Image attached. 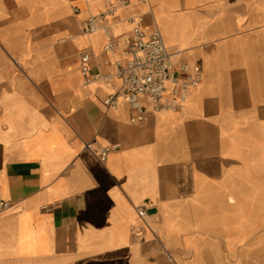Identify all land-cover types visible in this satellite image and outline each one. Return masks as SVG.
Wrapping results in <instances>:
<instances>
[{
	"label": "crops",
	"instance_id": "0c3cea01",
	"mask_svg": "<svg viewBox=\"0 0 264 264\" xmlns=\"http://www.w3.org/2000/svg\"><path fill=\"white\" fill-rule=\"evenodd\" d=\"M107 6L0 0V264H264V0H130L84 33ZM136 17L200 81L131 122L104 98Z\"/></svg>",
	"mask_w": 264,
	"mask_h": 264
},
{
	"label": "built area",
	"instance_id": "2783aa9c",
	"mask_svg": "<svg viewBox=\"0 0 264 264\" xmlns=\"http://www.w3.org/2000/svg\"><path fill=\"white\" fill-rule=\"evenodd\" d=\"M145 1V0H144ZM107 9L89 16L82 25L84 33L95 32L104 22L115 14L118 8L126 6L130 0H106ZM77 11V9H76ZM142 18H133L131 41L126 47V58L117 61L116 76L120 80L118 89L104 98L108 109H114L120 101L128 102L137 109L131 117V122L146 118V104L155 110L181 109L187 98L190 86L198 85L200 76L189 71L187 63L178 62L181 50L171 49L166 45L157 28L147 32L141 25ZM106 26V32H109ZM112 48L111 42L105 49ZM186 74V79L180 82L177 72ZM81 73L85 83H90L100 77L99 72H90L89 57L81 55ZM86 146L91 148L90 143ZM107 151L100 154L105 159ZM8 207L7 201L0 195V213ZM168 257L170 255L168 254Z\"/></svg>",
	"mask_w": 264,
	"mask_h": 264
}]
</instances>
